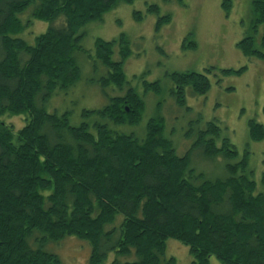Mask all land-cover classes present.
<instances>
[{
  "label": "trees",
  "instance_id": "obj_1",
  "mask_svg": "<svg viewBox=\"0 0 264 264\" xmlns=\"http://www.w3.org/2000/svg\"><path fill=\"white\" fill-rule=\"evenodd\" d=\"M134 1L0 0V264H62L46 247L70 238L88 245V264H162L168 240L189 249L190 264H208L211 257L220 264H264V173L258 192L247 156L232 163L237 151L221 138L216 123L198 131L181 157L167 139L163 115L147 122L143 138L123 131L140 124L149 94L162 96L159 82L133 76L141 79L139 91L126 79L124 65L131 56L126 36L96 39L89 56L96 69L98 63L105 69L98 87L104 94L115 87L123 96L105 94L107 104L84 111L86 121L77 127L68 113L44 108L57 91L80 80L73 57L85 52L79 31ZM222 9L228 16L231 2L225 0ZM147 12L157 17L156 32L170 22L155 5ZM26 13L31 20L23 22ZM133 19L142 21L136 12ZM32 20L61 25L28 44L20 36ZM250 24L251 34L236 47L243 56L264 61V2L252 3ZM190 41L188 36L183 45L195 51ZM116 47L119 61L113 60ZM170 79L178 88L172 87L170 98L181 111L185 87L193 96L210 90L205 77L192 73ZM13 118L23 123L21 128L7 123ZM248 129L251 141L264 139L263 125L250 121ZM195 151L218 167L221 158L227 176L211 180L193 169ZM165 262L176 264L172 258Z\"/></svg>",
  "mask_w": 264,
  "mask_h": 264
},
{
  "label": "rangeland",
  "instance_id": "obj_2",
  "mask_svg": "<svg viewBox=\"0 0 264 264\" xmlns=\"http://www.w3.org/2000/svg\"><path fill=\"white\" fill-rule=\"evenodd\" d=\"M254 1L258 0H230L229 16L222 9L224 0H182L184 6L174 0H136L132 4L118 5L106 13L101 21L91 22L79 31L82 36L80 46L85 52H74L73 57L80 69V80L71 89L57 91L44 105L46 112L59 115L68 113L69 123L77 127L86 121L82 116L84 111L99 110L107 104L105 94L108 97L123 96L124 91L115 87L106 88L105 94L98 87L96 81L105 69L99 63L96 69L89 56H94L96 39L110 42L124 35L131 51L124 65L128 82L141 91V79L134 81L133 76H142L148 83L159 81L164 91L159 98L149 94L142 121L134 128L123 127L125 134L143 138L147 122L157 114L163 115L165 133L169 137L167 139L181 157L192 147L197 132L206 123H216L221 130V138L228 139L237 151V158L232 163H237L246 155L248 170L253 171L251 178L256 184V190L262 191L264 139L251 141L248 124L253 121L264 126V61L247 58L236 47L242 38L251 33L248 29ZM153 5L159 8L160 16L170 17L168 25L158 33L155 32L157 17L147 12V8ZM134 12L141 15V22L134 21ZM22 20L25 22L31 18L26 13ZM60 25L58 21L50 25L32 20L20 37L28 44H33L36 36L45 33L50 27L58 28ZM261 33L262 28H259ZM188 36L197 47L195 51L186 50L181 53L179 48ZM113 60L119 61L117 47L114 49ZM242 68L245 70L240 75L223 73L225 70L237 71ZM185 72H209L207 77L211 89L205 96H197L196 100L188 97L186 108L181 111L173 99L166 97V92L171 86L170 75ZM158 103L162 105L159 109ZM7 123L15 129L23 125L17 118L9 119ZM173 128L174 132H171ZM197 154V151L191 154L193 169L203 172L211 180L227 176L225 162L221 158L216 160L220 164L218 167L214 161H208ZM46 251L60 257L62 264H88L90 255L88 245L74 238L66 239L56 246H47ZM113 258L112 254L109 255V261ZM171 258L176 264H190L192 261L186 246L168 240L161 263L166 264L165 261ZM208 264L220 262L211 257Z\"/></svg>",
  "mask_w": 264,
  "mask_h": 264
},
{
  "label": "flooded vegetation",
  "instance_id": "obj_3",
  "mask_svg": "<svg viewBox=\"0 0 264 264\" xmlns=\"http://www.w3.org/2000/svg\"><path fill=\"white\" fill-rule=\"evenodd\" d=\"M225 1V0H224ZM230 1V0H229ZM258 1H260L261 2V0H258ZM258 1H254V2H258ZM263 2V1H262ZM224 3V2H223ZM253 3V2H252ZM184 4V3H183ZM223 5V4H222ZM184 6V5H183ZM230 12H231V10H230ZM229 15H230V13H229ZM228 15V16H229ZM161 17H165V16H161ZM168 25V24H167ZM164 26H166V25H163L161 28H160V30L158 31V32H160L161 30H162V28L164 27ZM155 27H156V25H155ZM156 32V31H155ZM158 32H156V33H158ZM249 34H251V33H249ZM190 43H193V41H190ZM197 47V46H196ZM179 49H181V53H184L186 50H189V51H192V50H190L189 48H187V47H184V45H183V43H182V46L179 48ZM186 73H192V74H195V75H198V76H201V77H205L207 80H208V82H209V79H208V77H209V72L207 73V74H200V73H196V72H185V73H173V74H186ZM172 75V74H171ZM208 76V77H207ZM141 77V76H140ZM156 82H159V81H156ZM160 83V82H159ZM170 88H169V90L166 92V97H171V95H170V91H171V89H172V87L175 89L176 88V90L178 89L177 87H175L174 86V83L171 81V79H170ZM209 85H210V82H209ZM160 88H161V90H162V93L164 92L163 91V88H162V85H161V83H160ZM191 87H185L184 88V94H185V98H186V102H187V99H188V97H190V98H195V100H196V97L197 96H193V95H191ZM211 89V88H210ZM142 90V89H141ZM191 92V93H190ZM164 94V93H163ZM163 94H162V96H163ZM167 100V99H166ZM158 104H160V103H158ZM158 104H157V106H158ZM162 107V105L160 104V108ZM256 123V122H255ZM208 124H212V122H208V123H206L205 124V126H207ZM205 128V127H204ZM204 128L203 129H200L201 131L202 130H204ZM199 130V131H200ZM171 132H174V128L172 129V131ZM171 132H170V134H171ZM220 145V142H218L217 141V146H219Z\"/></svg>",
  "mask_w": 264,
  "mask_h": 264
}]
</instances>
